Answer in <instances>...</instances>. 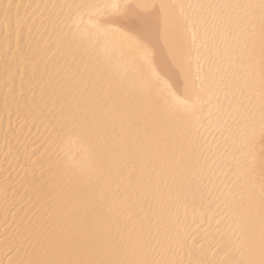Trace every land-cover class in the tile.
<instances>
[{"label": "bare ground", "instance_id": "1", "mask_svg": "<svg viewBox=\"0 0 264 264\" xmlns=\"http://www.w3.org/2000/svg\"><path fill=\"white\" fill-rule=\"evenodd\" d=\"M73 2L0 0V264H264V0Z\"/></svg>", "mask_w": 264, "mask_h": 264}, {"label": "snow or ice", "instance_id": "2", "mask_svg": "<svg viewBox=\"0 0 264 264\" xmlns=\"http://www.w3.org/2000/svg\"><path fill=\"white\" fill-rule=\"evenodd\" d=\"M74 8L81 11H91L93 16L103 15V19L97 22V27L99 30L104 31L105 29L100 28L101 24L112 25L119 24L123 19H129L136 15L135 8L131 5L122 4L119 0H107L104 3H93L90 0H74ZM136 7H139L137 5ZM137 28L133 24L128 28L129 38H134V33H136ZM69 138H77V133L74 130H71L67 133Z\"/></svg>", "mask_w": 264, "mask_h": 264}]
</instances>
